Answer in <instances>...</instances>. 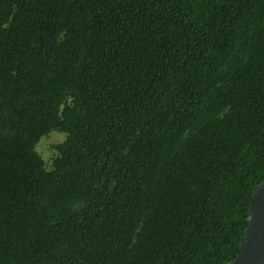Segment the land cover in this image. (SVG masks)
Returning a JSON list of instances; mask_svg holds the SVG:
<instances>
[{"label":"trees","instance_id":"16d2710c","mask_svg":"<svg viewBox=\"0 0 264 264\" xmlns=\"http://www.w3.org/2000/svg\"><path fill=\"white\" fill-rule=\"evenodd\" d=\"M262 182L264 0H0V264L227 263Z\"/></svg>","mask_w":264,"mask_h":264},{"label":"water","instance_id":"95a60500","mask_svg":"<svg viewBox=\"0 0 264 264\" xmlns=\"http://www.w3.org/2000/svg\"><path fill=\"white\" fill-rule=\"evenodd\" d=\"M248 215L237 255L223 264H264V182L251 195Z\"/></svg>","mask_w":264,"mask_h":264},{"label":"rangeland","instance_id":"374dc122","mask_svg":"<svg viewBox=\"0 0 264 264\" xmlns=\"http://www.w3.org/2000/svg\"><path fill=\"white\" fill-rule=\"evenodd\" d=\"M64 140L65 134L55 130L41 136L38 140L35 150L42 158L44 166L47 170L52 168V162L58 155V152L55 150V146L62 143Z\"/></svg>","mask_w":264,"mask_h":264}]
</instances>
